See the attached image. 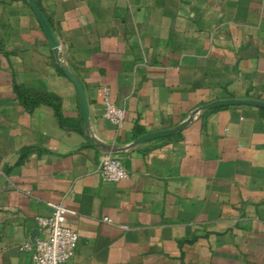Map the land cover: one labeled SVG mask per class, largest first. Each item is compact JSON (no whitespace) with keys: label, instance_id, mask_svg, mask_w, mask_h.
<instances>
[{"label":"crops","instance_id":"0c3cea01","mask_svg":"<svg viewBox=\"0 0 264 264\" xmlns=\"http://www.w3.org/2000/svg\"><path fill=\"white\" fill-rule=\"evenodd\" d=\"M35 2L59 57L27 0H0V264H31L20 247L51 204L78 234L65 264H264V109L132 146L215 101L264 103V0ZM106 154L127 180L101 179Z\"/></svg>","mask_w":264,"mask_h":264},{"label":"built area","instance_id":"2783aa9c","mask_svg":"<svg viewBox=\"0 0 264 264\" xmlns=\"http://www.w3.org/2000/svg\"><path fill=\"white\" fill-rule=\"evenodd\" d=\"M103 117L116 128L123 127L124 110L109 102L105 103ZM98 169L104 182L118 183L129 177L121 160L113 154L103 155L99 159ZM50 206L52 214L49 217L36 218L38 236L20 247V250L30 253L31 264H65L74 257L78 246V234L66 225L70 212L61 204ZM103 221L112 222L107 218Z\"/></svg>","mask_w":264,"mask_h":264},{"label":"water","instance_id":"95a60500","mask_svg":"<svg viewBox=\"0 0 264 264\" xmlns=\"http://www.w3.org/2000/svg\"><path fill=\"white\" fill-rule=\"evenodd\" d=\"M29 8L33 12L34 16L36 17L46 39L48 40L49 44L59 57V43L57 39L55 38L54 34L52 33L50 27L48 26L47 22L45 21L43 15L41 14L40 10L38 9L35 0H27ZM60 67L62 71L64 72L65 76L68 78V80L74 85L78 96H79V101H80V107H81V115L82 119L85 123L88 121V110H87V104L85 101L83 89L79 82L69 73V71L66 69V67L59 62ZM239 105H245V106H252L254 108H262L264 109V103L258 102L255 100H237V99H232V100H220V101H215L210 104H207L205 106H201L194 110L190 117L182 124L176 126L173 129L169 130H164V131H159L155 133H150L146 134L144 136H141L140 138L136 139L132 146H136L138 144H141L143 142L149 141L151 139L155 138H163V137H169L172 135H175L178 132H181L184 130L187 125L192 121V119L200 112L206 111V110H213L217 108H222L226 106H239Z\"/></svg>","mask_w":264,"mask_h":264}]
</instances>
